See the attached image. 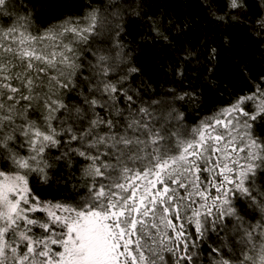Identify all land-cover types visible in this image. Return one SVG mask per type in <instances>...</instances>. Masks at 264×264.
<instances>
[{
  "label": "snow or ice",
  "instance_id": "1",
  "mask_svg": "<svg viewBox=\"0 0 264 264\" xmlns=\"http://www.w3.org/2000/svg\"><path fill=\"white\" fill-rule=\"evenodd\" d=\"M37 3L0 0V264H264V0Z\"/></svg>",
  "mask_w": 264,
  "mask_h": 264
},
{
  "label": "trees",
  "instance_id": "2",
  "mask_svg": "<svg viewBox=\"0 0 264 264\" xmlns=\"http://www.w3.org/2000/svg\"><path fill=\"white\" fill-rule=\"evenodd\" d=\"M64 2H65V0H38L37 11L38 12H47L49 14V16L47 18L51 19L53 15H59L61 13ZM49 4H56V8L55 9L49 8L48 7ZM250 47H252L250 45V43L245 41V42H243V46H242L241 50L243 51V50L248 49ZM255 51H256V49L254 47H252V52H255ZM252 52H250L249 55H251ZM257 59H259L258 53H257ZM223 99L226 101L229 98L227 96H224ZM220 106L221 105L219 103L210 104L209 107L207 109H205L203 112L199 113V115L200 116L208 115L212 111H214L215 108L220 107Z\"/></svg>",
  "mask_w": 264,
  "mask_h": 264
}]
</instances>
